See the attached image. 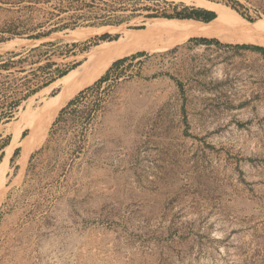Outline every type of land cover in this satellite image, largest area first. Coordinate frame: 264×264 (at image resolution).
Masks as SVG:
<instances>
[{"label":"rangeland","instance_id":"1","mask_svg":"<svg viewBox=\"0 0 264 264\" xmlns=\"http://www.w3.org/2000/svg\"><path fill=\"white\" fill-rule=\"evenodd\" d=\"M142 1L159 13L206 8ZM206 1L233 13L102 24L130 11L100 1L86 13L96 24L0 43L1 63L53 42L0 69V87L18 82L19 95L76 64L0 122V144L11 137L0 162V264H264V54L228 46H264V0H237L252 21L235 0ZM30 4L2 5L0 21L22 30L53 17L51 2ZM165 20L203 29L161 30ZM202 37L222 44L192 40ZM48 61L52 70L38 69Z\"/></svg>","mask_w":264,"mask_h":264},{"label":"trees","instance_id":"2","mask_svg":"<svg viewBox=\"0 0 264 264\" xmlns=\"http://www.w3.org/2000/svg\"><path fill=\"white\" fill-rule=\"evenodd\" d=\"M29 1L31 4L29 5V9L33 10L36 8L35 5L46 2L50 3L53 7L54 11L52 12L53 17H49L46 21H38L34 26L30 27L24 23L25 21H21L23 29L19 30V24L13 19H5L0 21V43H5L11 41L17 36L26 37L29 39H41L43 37H48L55 32H59L65 30L67 28H73L81 23L87 22V24H96V22H90L89 19H86V13L90 8L98 5L100 1L106 2V9L115 10V8H119L121 11H130L128 15L122 18L116 19H107L97 23L102 24H120L124 21H128L138 15H142L144 17H158L163 16L166 18H179V19H195L199 21H204L206 23H211L218 18V13L214 10H209L206 8L195 7V6H186L182 3L174 5L172 8V12L163 11L159 13L157 9L153 6L144 3L142 0H113L118 7L111 6L107 3L108 0H0V9L2 5L6 4H21L22 2ZM173 4V3H172ZM171 4V5H172ZM178 6H182L181 9H178ZM236 11H238L242 16H245L248 20L252 21L248 15H245L238 6H244L243 3L235 0L231 5ZM89 8V9H88ZM67 15V16H65ZM32 18V17H30ZM32 20V19H31ZM48 25L49 28L47 30H43V28ZM141 28V27H138ZM33 31V33H31ZM112 35L105 33L99 37L98 39H110ZM115 38L117 36H114ZM96 38V39H97ZM198 43H216L221 45L222 43L218 39H208L205 37L202 38H194L192 39ZM53 42H45L40 44L39 46L31 48L27 53L20 52H10L9 59L2 61L0 63V69L3 70H11L17 64H23L31 59V56L38 51H42L45 46L52 45ZM237 48L244 49H252L255 51L262 52L264 54V46L255 45V44H238V45H228ZM145 52H140L131 57H125L123 59H119L115 61L112 66L108 69L106 74L100 79L101 81L107 80L110 71L113 68H118L122 64H124L129 59H134L135 57L143 55ZM3 56L0 55V59ZM56 64L54 61H48L44 65L39 66L38 69H48L52 70V67ZM76 67V64H73L71 67L66 69H55V71H51L50 75L46 77L42 82L37 83L34 87L29 86L27 90L22 91L19 95V84H2L3 87H0V122L3 118L11 119L14 115L15 110L22 104L23 101L27 100L31 96L35 95L42 89L48 87L57 79L66 75L71 69ZM22 71L27 72L26 69ZM56 72V73H55ZM28 79V76H25V81ZM99 82V83H100ZM26 83V82H25ZM78 97L72 99L67 104L68 106H72ZM63 110V109H62ZM62 112V111H61ZM25 135V132H24ZM11 137H7L4 139L2 144H0V162L4 156V149L9 145ZM20 149L17 148L14 151L13 157L11 159V163H14L16 157L19 154Z\"/></svg>","mask_w":264,"mask_h":264},{"label":"bare ground","instance_id":"3","mask_svg":"<svg viewBox=\"0 0 264 264\" xmlns=\"http://www.w3.org/2000/svg\"><path fill=\"white\" fill-rule=\"evenodd\" d=\"M199 5H202L208 9H212L215 10L218 15H219V19H225V18H229V14H232V10L225 8V7H221V6H217L214 4H211L210 2L206 1V0H197ZM160 27L161 30H166V31H172V30H179V29H186V30H196V31H201V26H197L194 25L192 22H184V21H173V20H165V21H159L157 23ZM243 29L249 31V32H253L256 29V26L252 25V24H244L242 26ZM262 35L264 36V33L261 31ZM132 34H129L128 36L130 37ZM137 34L132 35L131 37H135Z\"/></svg>","mask_w":264,"mask_h":264},{"label":"crops","instance_id":"4","mask_svg":"<svg viewBox=\"0 0 264 264\" xmlns=\"http://www.w3.org/2000/svg\"><path fill=\"white\" fill-rule=\"evenodd\" d=\"M5 150V149H4Z\"/></svg>","mask_w":264,"mask_h":264}]
</instances>
